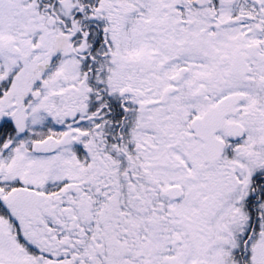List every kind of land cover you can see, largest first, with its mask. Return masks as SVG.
<instances>
[{
	"label": "snow or ice",
	"instance_id": "obj_1",
	"mask_svg": "<svg viewBox=\"0 0 264 264\" xmlns=\"http://www.w3.org/2000/svg\"><path fill=\"white\" fill-rule=\"evenodd\" d=\"M0 264H264V0H0Z\"/></svg>",
	"mask_w": 264,
	"mask_h": 264
}]
</instances>
